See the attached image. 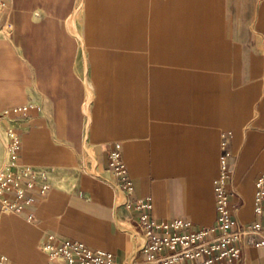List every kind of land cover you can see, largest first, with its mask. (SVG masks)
Instances as JSON below:
<instances>
[{
	"label": "crops",
	"instance_id": "1",
	"mask_svg": "<svg viewBox=\"0 0 264 264\" xmlns=\"http://www.w3.org/2000/svg\"><path fill=\"white\" fill-rule=\"evenodd\" d=\"M5 1L0 113L17 133V161L53 170L44 195L27 190L33 202L0 214V254L11 264H46L47 235L117 263L137 251L109 170L114 142L134 189L129 202L148 198L155 218L196 226L215 221L225 142L233 213L255 219L264 0ZM242 264H264V248L245 247Z\"/></svg>",
	"mask_w": 264,
	"mask_h": 264
},
{
	"label": "built area",
	"instance_id": "2",
	"mask_svg": "<svg viewBox=\"0 0 264 264\" xmlns=\"http://www.w3.org/2000/svg\"><path fill=\"white\" fill-rule=\"evenodd\" d=\"M32 106L14 111H25ZM7 129L10 161L6 171L0 173V214L19 212L25 203L33 202L34 197L25 198L27 190L36 189L38 195H44L52 187L53 170L17 161L19 139L11 126ZM222 150L219 175L214 180L215 221L209 226H196L187 218H155L150 213L148 198L129 202L134 189L122 160L120 143L114 142L108 153L109 170L117 177L113 186L122 199L119 203L129 209V220L139 233L137 251L128 260L117 263L111 252L68 238L54 241V236L47 235L40 243V249L48 256L46 264H242L245 247L264 248V172L255 180V219L241 223L233 213L226 188L229 153L225 142ZM66 184H71L69 178ZM0 264L11 263L0 254Z\"/></svg>",
	"mask_w": 264,
	"mask_h": 264
},
{
	"label": "rangeland",
	"instance_id": "3",
	"mask_svg": "<svg viewBox=\"0 0 264 264\" xmlns=\"http://www.w3.org/2000/svg\"><path fill=\"white\" fill-rule=\"evenodd\" d=\"M6 9V1L0 0V35L6 33L5 24L2 21V14ZM81 74L83 71L80 70ZM6 112L0 113V173L6 171V167L10 161V155L8 152V134H7V124H6ZM10 126V125H9ZM8 213V212H4Z\"/></svg>",
	"mask_w": 264,
	"mask_h": 264
},
{
	"label": "bare ground",
	"instance_id": "4",
	"mask_svg": "<svg viewBox=\"0 0 264 264\" xmlns=\"http://www.w3.org/2000/svg\"><path fill=\"white\" fill-rule=\"evenodd\" d=\"M70 20H72V19H70ZM70 20H68V22L70 21ZM71 23H72V21H71ZM70 23V24H71ZM73 24V23H72ZM74 25V24H73ZM74 28V27H73ZM71 30V29H70ZM76 30V29H75ZM73 32V31H72ZM77 33V35H78V32H76ZM4 213V212H3ZM125 225V224H124ZM126 228H128V227H126Z\"/></svg>",
	"mask_w": 264,
	"mask_h": 264
}]
</instances>
